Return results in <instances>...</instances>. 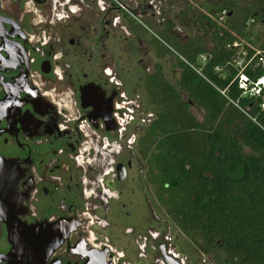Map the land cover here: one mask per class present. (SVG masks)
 Wrapping results in <instances>:
<instances>
[{"label":"flooded vegetation","instance_id":"flooded-vegetation-1","mask_svg":"<svg viewBox=\"0 0 264 264\" xmlns=\"http://www.w3.org/2000/svg\"><path fill=\"white\" fill-rule=\"evenodd\" d=\"M167 2L0 0V166L10 218L0 223V264L13 253L11 222L43 225L57 239L41 264H188L187 248L180 252L171 225L159 222L141 152L155 120L144 83L160 65L145 60L154 49L158 60L176 61L159 36ZM174 28L166 40L181 42Z\"/></svg>","mask_w":264,"mask_h":264},{"label":"trees","instance_id":"trees-1","mask_svg":"<svg viewBox=\"0 0 264 264\" xmlns=\"http://www.w3.org/2000/svg\"><path fill=\"white\" fill-rule=\"evenodd\" d=\"M261 3L221 0L193 11L201 33L183 43L166 40L169 22L159 36L179 77L170 83L158 64L144 83L155 113L141 144L148 180L177 228L202 254L223 253V264H264V110L237 87L238 62L264 57ZM244 72L262 74L252 65Z\"/></svg>","mask_w":264,"mask_h":264},{"label":"rangeland","instance_id":"rangeland-1","mask_svg":"<svg viewBox=\"0 0 264 264\" xmlns=\"http://www.w3.org/2000/svg\"><path fill=\"white\" fill-rule=\"evenodd\" d=\"M221 2V0H168L167 4L164 5L162 11H163V18L170 20L175 26L174 33L178 35L179 40L182 42L186 40L188 37L191 36H198L201 33L198 28L193 22V11H201L205 12L204 9L205 6L211 5L214 2ZM258 0H240V3H250V2H257ZM262 3V6L264 8V0H260ZM211 3V4H209ZM204 9V10H203ZM160 19L159 21H161ZM155 24L152 28L153 30H159L158 28L160 24L156 21H154ZM146 24V23H145ZM147 25V24H146ZM263 31V27L261 25L257 26V29L255 30V35H260V32ZM151 56L148 57L145 61L148 64H155L160 63V65L163 67L165 76L167 81H169L172 84L176 83V80L179 77V70L176 67V62L174 60L173 56H169L168 58L164 60H158L156 58L155 50H151L150 52ZM146 111L150 112L149 107H146ZM191 112L201 121L203 119L204 112L197 108L196 106H191ZM247 153H249V149H245ZM143 167V165H142ZM144 175L141 174V186L144 185ZM137 196L135 199H140V194L137 191ZM139 194V195H138ZM142 199V198H141ZM140 199V201H141ZM156 209L157 214L159 218V222L168 223L172 227L173 231V241L174 245L177 246L178 250L182 252V248L186 247L187 252H185V255L188 257V264H223L225 263L226 256L223 253L215 252L210 255L202 254L199 250L198 243L194 240L189 239L188 237H184L179 231L176 225L173 223L171 224L168 219V217L163 212L162 208L156 203Z\"/></svg>","mask_w":264,"mask_h":264},{"label":"water","instance_id":"water-1","mask_svg":"<svg viewBox=\"0 0 264 264\" xmlns=\"http://www.w3.org/2000/svg\"><path fill=\"white\" fill-rule=\"evenodd\" d=\"M8 179V170L4 166H0V223L6 222L10 218L7 215V209L4 205L7 203L4 187H6ZM12 223V222H11ZM8 225L9 241L13 246L12 254L8 260V264H41L44 261L42 251H50L53 241L50 236V230L43 228V225H35L29 227H18ZM54 250V249H52ZM13 258L14 260H11ZM42 259V260H41Z\"/></svg>","mask_w":264,"mask_h":264},{"label":"built area","instance_id":"built-area-1","mask_svg":"<svg viewBox=\"0 0 264 264\" xmlns=\"http://www.w3.org/2000/svg\"><path fill=\"white\" fill-rule=\"evenodd\" d=\"M256 54H260V52H257ZM249 65H252L253 68H261L262 74L260 77L252 79L244 72V69ZM238 67H240V73L237 80L238 89L241 91L244 97L261 99L262 103L260 107L262 110H264V97L262 95L264 90V57H260L259 61L254 64L252 60H240L238 62Z\"/></svg>","mask_w":264,"mask_h":264}]
</instances>
